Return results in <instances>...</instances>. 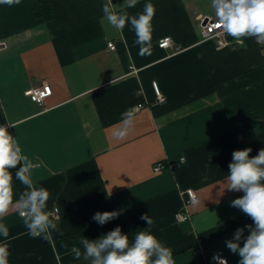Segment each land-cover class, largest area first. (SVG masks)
Listing matches in <instances>:
<instances>
[{"label": "crops", "instance_id": "0c3cea01", "mask_svg": "<svg viewBox=\"0 0 264 264\" xmlns=\"http://www.w3.org/2000/svg\"><path fill=\"white\" fill-rule=\"evenodd\" d=\"M38 1L51 4L53 18L35 15ZM107 2L0 4V125H15L9 133L38 165L33 183L50 192L46 210L59 208L60 216L48 240L28 235L15 211L0 218L9 229L7 238L0 236L8 264H90L71 249L83 252L82 237L95 240L117 226L130 243L138 231L153 233L173 250L175 264H217L209 258L217 250L238 264L225 242L254 224L231 206L243 192L223 190V183L234 150L251 148L254 157L264 148V44L245 38L242 47L226 34L223 47L203 40L201 18L216 19L210 0H137L132 8L112 0L115 11L130 16L154 5L151 46L141 55L130 25L120 31L103 19ZM165 36L182 50L161 48ZM42 81L52 94L38 103L30 90ZM153 82L163 102L156 101ZM137 104L128 137L113 139L121 113ZM180 156L186 157L182 165L154 169ZM17 170L11 169L16 198L24 190ZM88 178L101 179L100 188L88 192ZM186 188L195 189L201 203L190 204V217L179 222L175 212ZM104 211L121 214L101 226L92 217Z\"/></svg>", "mask_w": 264, "mask_h": 264}, {"label": "clouds", "instance_id": "9594fccd", "mask_svg": "<svg viewBox=\"0 0 264 264\" xmlns=\"http://www.w3.org/2000/svg\"><path fill=\"white\" fill-rule=\"evenodd\" d=\"M20 2L0 0V4L8 5ZM136 3L137 0H125L128 8L135 7ZM115 7L112 0L103 4V19L120 31L130 25L135 34L134 44L140 46V54L143 55L151 46L154 5L147 3L141 13L133 16L126 11L117 12ZM210 7L215 13L216 26L238 45L245 46V38H254L258 44H264V0H210ZM135 119V109L121 113L113 139H126L135 126ZM9 127L15 125H0V218L15 211L22 218L28 235L48 240L51 232L58 230L59 208H56L55 216L46 210L50 192L44 187H37L32 180L33 169L38 165L23 153L17 139L9 133ZM251 152V148L233 151L232 161L228 165L229 174L226 183H223V190L226 188L228 191L243 192L241 197L231 201V206L250 217L254 224V227L245 225L238 228L233 238L225 242L231 253L239 255L238 264H264V148L254 157H250ZM185 160L186 157L181 158L182 163ZM11 169H18L15 180L24 186L18 198ZM200 203L199 199L191 200L194 207ZM120 214V211L96 212L92 220L102 226ZM140 219L146 221L148 226L153 224L148 215H142ZM245 228L249 229L246 237ZM0 236H9V229L3 223H0ZM80 244L83 252L74 246L71 253L75 259L82 257L90 261V264H175L173 250L149 231H138L134 242L130 243L129 236L123 234L121 227L117 226L95 240L82 237ZM8 256L7 244L0 245V264H8ZM218 264H228L227 259L219 258Z\"/></svg>", "mask_w": 264, "mask_h": 264}, {"label": "built area", "instance_id": "2783aa9c", "mask_svg": "<svg viewBox=\"0 0 264 264\" xmlns=\"http://www.w3.org/2000/svg\"><path fill=\"white\" fill-rule=\"evenodd\" d=\"M217 20L215 18H212L209 15H205L201 18L200 20V32H201V37L203 40L206 39H215L216 44L218 47H223L228 44V41L225 39V33H223L221 28H218L216 26ZM5 45L4 41L0 39V49ZM159 46L161 48H168L171 47L173 48V52H179L182 50V46L179 44H176L171 36H165L159 40ZM108 47L110 49H115L116 48V42L111 40L108 42ZM132 72H136L137 69L131 66L130 69ZM153 87L154 91L156 94V101L157 102H163L165 100L164 94L161 92L160 87L158 86L157 82H153ZM52 94V87L51 85L46 82H37L32 85L31 90H30V97L32 100L38 102V103H43L44 100ZM142 104H137L133 107L136 111L141 108ZM184 156H180L177 162H164V161H159L155 164L154 169L156 171H159L165 167L169 166H180L183 163L181 162V158ZM181 198H182V204L181 207L175 212V219L179 222L187 220L190 217V211H189V205L191 204V200L193 198L199 199V196L196 192L195 189L193 188H186L182 189L180 191ZM56 208L53 211V214L56 215ZM211 260L215 261L218 264V259L219 258H225L223 256L222 252L220 250L214 251L210 257ZM228 262V260H227ZM229 264V263H228Z\"/></svg>", "mask_w": 264, "mask_h": 264}, {"label": "trees", "instance_id": "16d2710c", "mask_svg": "<svg viewBox=\"0 0 264 264\" xmlns=\"http://www.w3.org/2000/svg\"><path fill=\"white\" fill-rule=\"evenodd\" d=\"M34 13L36 16L45 20L53 18V8L50 3L46 1H38L35 3ZM102 180L98 178H88L85 180L84 185L88 192L96 191L100 188Z\"/></svg>", "mask_w": 264, "mask_h": 264}]
</instances>
